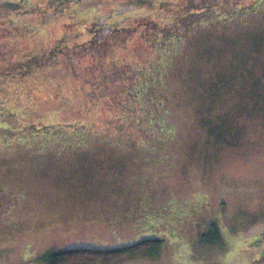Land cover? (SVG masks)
I'll return each instance as SVG.
<instances>
[{
	"label": "rangeland",
	"instance_id": "obj_1",
	"mask_svg": "<svg viewBox=\"0 0 264 264\" xmlns=\"http://www.w3.org/2000/svg\"><path fill=\"white\" fill-rule=\"evenodd\" d=\"M30 1L0 0V264L145 240L69 264H264V0H92L132 17L59 59L62 18Z\"/></svg>",
	"mask_w": 264,
	"mask_h": 264
},
{
	"label": "flooded vegetation",
	"instance_id": "obj_2",
	"mask_svg": "<svg viewBox=\"0 0 264 264\" xmlns=\"http://www.w3.org/2000/svg\"><path fill=\"white\" fill-rule=\"evenodd\" d=\"M22 9H19L20 15H29L35 10H41V7L37 4H33L30 0H19ZM92 0H47L46 5L51 8V12L49 13L50 18H62V32L60 36L56 39L57 41L50 48L48 57L52 59H59L61 56L66 53H71L70 57H72L73 51L78 52L82 49L83 53H92L93 50L96 49L97 39L109 38L113 39L116 35L121 34L123 30L118 27V24L123 23L125 19H127L129 14L125 11L117 12V8L110 7L106 9V13L101 14L99 16H90L87 11L81 10L80 6L84 5L86 2L89 3ZM259 0H252L249 7L252 8L256 6ZM249 8L238 9L236 6L231 7L230 10H223L222 12L226 14H237V12L247 11ZM113 12H116L113 13ZM197 13V12H195ZM191 16L194 14L193 12H189L184 15L182 19L186 20L188 15ZM197 14H200L197 13ZM132 17V16H131ZM231 17V16H230ZM98 18V19H97ZM137 23H142L147 25V33L150 36L156 35H166L168 31L165 33L158 34L156 26H159L158 17L152 16H138ZM188 23V21L186 22ZM167 29V25H163ZM1 29H4L1 28ZM156 31V32H155ZM6 32H4L5 34ZM153 34V35H152ZM126 61V60H123ZM122 61V62H123ZM73 65V71L76 70V61L70 62ZM33 65V63H32ZM126 66L125 69H131L128 67V63H124ZM66 97V95H63ZM38 129V128H37ZM39 130V129H38ZM264 243V231H261L257 237L252 241L253 245H260Z\"/></svg>",
	"mask_w": 264,
	"mask_h": 264
},
{
	"label": "trees",
	"instance_id": "obj_3",
	"mask_svg": "<svg viewBox=\"0 0 264 264\" xmlns=\"http://www.w3.org/2000/svg\"><path fill=\"white\" fill-rule=\"evenodd\" d=\"M201 1V0H200ZM199 0L196 1L194 0L193 2H198L199 4H203V2H200ZM189 4H192V2L190 1ZM200 6V5H199ZM199 13V12H197ZM197 13H195L196 15H198ZM244 13V11L241 12H237V14H232L231 17L236 16V15H240ZM203 15V12H200L199 17ZM182 18V17H181ZM147 28V25L144 24V28ZM141 28V26L139 27V29ZM143 30V27L140 29ZM126 72V76L129 79V84H130V91L126 97V99H135L138 96V88L136 84V77L134 74H130L129 69H125L124 70ZM131 99V100H132ZM155 242L153 240H145L141 243H138L136 245L127 247V248H123V249H117V250H110V251H100V250H86V249H76V250H67V251H63L60 253H54L51 255H48L46 257L47 261L49 264H69V263H77V262H84V261H88V260H99V259H104L105 261L107 259H111L114 256H119L122 254H126L129 252H133L139 248H147L149 246H151L152 244H154Z\"/></svg>",
	"mask_w": 264,
	"mask_h": 264
}]
</instances>
